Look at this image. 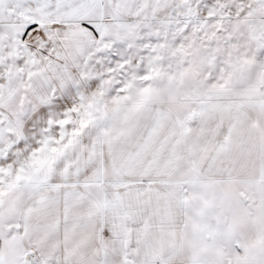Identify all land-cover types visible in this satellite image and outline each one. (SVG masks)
<instances>
[{"label": "snow or ice", "instance_id": "obj_1", "mask_svg": "<svg viewBox=\"0 0 264 264\" xmlns=\"http://www.w3.org/2000/svg\"><path fill=\"white\" fill-rule=\"evenodd\" d=\"M0 264H264V0H0Z\"/></svg>", "mask_w": 264, "mask_h": 264}]
</instances>
